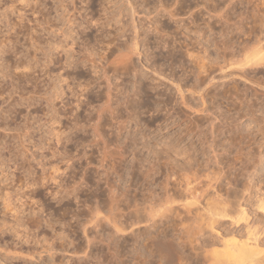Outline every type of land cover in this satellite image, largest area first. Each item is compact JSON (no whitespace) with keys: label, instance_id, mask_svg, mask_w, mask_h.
I'll return each mask as SVG.
<instances>
[{"label":"bare ground","instance_id":"obj_1","mask_svg":"<svg viewBox=\"0 0 264 264\" xmlns=\"http://www.w3.org/2000/svg\"><path fill=\"white\" fill-rule=\"evenodd\" d=\"M90 1L82 0L84 3L80 6L84 15L81 17L83 16L82 20L85 22L76 23L72 33L67 34L69 40L63 38L57 43L52 40L51 35V37L46 36L43 41L44 50L40 47L41 56L39 59L41 62L39 61L40 66L39 63L37 65L39 67L36 66L37 59H35L38 48H36L35 41L33 42L36 47L33 42L30 43L33 49L30 51L31 53H28L29 72L27 74L28 85H26L29 88V96H26V99L29 100V113L32 114L34 105L39 104L42 107L41 114L44 120L41 121L40 127H44L45 122L51 120L50 129L53 132V137H49L51 140L47 139L42 145L38 144L40 145V151H38L40 157L38 160L36 159L37 161L35 160V165H39L38 170L41 172L36 176L32 163L28 165L26 188L19 193L24 198L26 206L30 211L36 210L35 212L43 213V216L45 212L47 216H50L54 209L44 208L37 199L41 189H44L51 200L54 199L56 203L65 199L69 201L75 199L76 204H74L77 206L75 211H78L75 212L76 214L80 213V209L84 205L86 206L81 210L83 213L87 209L90 211L95 209L98 210V213H103L101 208L104 207L105 215H103L104 213L94 215L96 211L94 214L91 211L94 215H92L93 218L88 216V220H86L90 221L89 224L86 221L83 224L84 226L88 224V226L81 225L82 231L79 239L82 246L78 244L79 242L77 244L70 242L71 237H75L76 231L73 233L74 235L71 233L72 231L71 234H67V232L63 236V240L62 237L59 239L60 245L56 249L61 251H57L61 256V253L64 254V252L67 254H65V264H106L103 262L105 260L101 262L96 258V252H101L104 249H112L117 252V249L121 247L120 244L126 242V238L142 252L148 245L152 247L155 256V260L152 262L155 264H263L264 254L261 253L264 250V242L258 235L256 217H250V214L253 213L248 214L247 207L255 199L256 206L264 211V193L246 179L248 169L244 167V158L241 152L242 149H245L244 146L241 147L240 144L241 146L238 145V148L235 147L233 150L234 147L231 146L233 140L230 145L228 144L230 146L227 149L229 154L232 151H237L230 158V168L237 170L235 177L232 175L229 177L225 173H219L218 176L215 174L216 177H214V172L211 173L212 169L202 168L201 164L204 161L206 164L210 163V155H213L214 160L216 158L218 161L221 158L226 159L227 157L216 153L218 146H222V144L216 142L210 155L204 149L201 141L197 147L200 134L203 135L205 132H202V129L200 132L201 127H197L198 125L195 124L194 132L198 131V134H195L192 130L193 125L190 128L194 122L191 119L186 120L185 117L188 116V113H184L181 109L183 107L191 108L194 112H205L207 116L213 105L210 104L213 100L212 97L215 98V95L222 90L223 84L218 80L222 78L224 80L228 76L236 77L235 80H238L242 86H240L242 93L233 95L234 92L231 91L228 97L223 90V95L220 93L221 98L226 95L228 98H224L228 100V103L233 105L237 103L239 107L242 104L249 105L252 99L264 102V94L257 93L251 86L256 84L264 88V0H170V3L167 2L168 8L163 5L164 8L160 9L159 6L158 9L155 7L149 11L142 9L141 14L148 16L146 19L148 21L131 22L130 20L131 26H128L130 29L127 28L128 33L125 31L124 34L117 37V35L101 34L100 29H95L93 36L89 38L86 36V31L90 25H93L88 15L90 8L88 9L87 5ZM162 12L170 16L173 23L183 24L197 32L202 39L204 38L206 47L209 46L210 49L201 48L202 51H200L201 49L195 51L193 49L194 42L187 38L178 39L170 35L168 38L162 35L161 32L165 30L163 31L158 19L159 13L162 18ZM197 19L200 22H197ZM47 26L50 29L48 24ZM156 32L159 34L155 35ZM117 34L119 33L117 32ZM147 35H151L153 38V41L150 40L153 42L152 45L147 42L149 38ZM141 52H144L145 55L144 59L141 58V63L143 62L146 71L151 73V77H154L146 79L148 82L143 85L141 79H138L139 63L137 64L135 58L137 57L139 60ZM36 67L39 69L38 72L35 71ZM145 76L147 75L145 74ZM144 86L145 88H143ZM171 94L172 96H170ZM215 100H213L214 105L215 103L218 105L220 102L217 103L218 101ZM219 106L221 107V104ZM207 120H210L208 116ZM235 126L237 127V125ZM221 128L223 129V127ZM126 129H128L127 132ZM79 133L83 138L79 137ZM85 133L90 137H88L89 140L85 139L87 138V135L84 136ZM110 135H115L112 137L113 143ZM120 137L134 139V144L130 145L132 148L129 147L131 150H128L131 157L129 154L125 157L123 155L127 153L126 145L123 150H117L120 146L117 147L114 143L120 140L118 139ZM124 138L122 139L124 140ZM115 145L116 149H114ZM208 145L209 148L210 144ZM247 148H249L248 145ZM189 149L198 150L199 154L206 157L205 160L203 159L204 161H201L200 164L197 156V158H191L187 165L178 163L177 154ZM256 152L247 150L245 154L251 167H256L259 164L261 152L258 149ZM185 153L187 154V152ZM136 159H139L138 165L135 163ZM91 166H94L95 170ZM89 167L94 170L91 185L95 188L98 184L100 185L101 180L110 179L111 183V176L108 178L109 170L121 168L122 171L117 175L123 177L127 170L130 173L128 176H131L130 170L135 171V167H137V173L140 169L139 177H135L137 173L134 174V171L132 175L134 174L135 178H140L138 182L146 186H142L143 189H148V185L152 187L144 191L140 186L144 192L138 191L140 195L134 199L131 197L133 193L129 196V190H127L129 196L127 198H131L127 199L124 196L127 200H123H126V203L129 202L128 200L130 203L131 200L134 202L130 205L127 203V207L123 205L125 208H121L119 203L121 197L118 200L116 194L118 190H114V192L111 187L109 189L107 181L101 183L103 188L108 186L107 189H109L106 190V199L103 195V203L100 202V192L97 194V190L94 191L95 188L93 189L92 186V190L89 191L88 183L91 180L89 179L91 175L88 176ZM205 170L210 173L207 171L204 173ZM226 171L228 172V170ZM125 175L127 176V174ZM125 175L124 179H126ZM111 184L110 186L113 187ZM83 186H89L88 194ZM99 187L101 188V186ZM116 189H119V193L122 194L120 189L124 188ZM80 191L84 196L86 191V196L81 198L82 192L80 193ZM103 192L105 193V191ZM0 194V196L3 195ZM123 200L121 199V201ZM101 203L105 206L101 207ZM152 204L158 205L156 211L152 210L157 206L154 208L149 206ZM98 207L101 208L97 209ZM88 213L91 216V213ZM220 230H226L225 233L223 232L224 235ZM242 233L245 236L243 238H241ZM93 234L95 235L93 236ZM23 236L30 240L32 245L30 249L28 246L26 250L19 243L20 241L14 245L11 242L12 246L4 245L6 249H0V257L3 258L9 253L12 256L14 250L24 253V255L21 254L23 257L26 256L24 259L19 257V254V259L37 260L38 264L51 263L53 250H56L55 247H57L54 243H50V241L43 244L37 239L36 234L31 235L26 230H24ZM207 236L211 238L209 239ZM67 238L70 243H66ZM71 240L74 241V239ZM22 248L26 251L24 252ZM10 250L12 251L10 252ZM137 255L139 257V254ZM110 256L114 258L115 253L111 252ZM144 256L145 254H143ZM129 257L127 262L124 261L126 264H131L133 260V256ZM15 258L11 257L13 260ZM63 258L62 256L61 260H64ZM138 260L140 259L138 258ZM59 262L62 264V261ZM139 262H133V264H141ZM117 264H123V262L119 260ZM142 264L147 263L143 262Z\"/></svg>","mask_w":264,"mask_h":264},{"label":"rangeland","instance_id":"obj_2","mask_svg":"<svg viewBox=\"0 0 264 264\" xmlns=\"http://www.w3.org/2000/svg\"><path fill=\"white\" fill-rule=\"evenodd\" d=\"M83 1H86V0H83ZM144 1L145 0H136V1L127 0V2H126V0H91L90 1L91 3L89 2V4L87 6H88V9L90 8L88 10L89 11L88 15L90 16V20H91L93 25H90V27L86 31V36L90 38V37L93 36L95 29H98V30L100 29V33L101 34L104 33V35L107 34V35H110V36H114V35L116 36L117 35V37H118L119 35L124 34L125 31H126V33L129 32V30H127V28H129L131 26L130 25L131 22H138V21L139 22H147L148 21V20H146L148 16H145L144 14H141L142 13V9H147L149 11V10H152L153 8H155V7L157 8L158 6H159L158 7L159 9L160 8H164V7L168 8V6H169L168 3H170V0H158V2H156V0H151V1L150 0H146L145 2ZM27 2H28V4H27ZM122 2H124V3H122ZM83 3L84 2H82V0L81 1L80 0H31V1L30 0H0V193L3 194L2 196H0V242H1L0 243V249L1 250L6 249V247L4 245H8V244L10 245L11 242H13L12 245H14V243L15 244L18 243L17 241H20L19 243H21L22 246L25 249L28 246H29L28 248L30 249L31 248L30 246H32V245L30 244V240L23 236L24 230H26V232L30 233L31 235L36 234L37 235V239H39L41 242H43V244H47V243H49L51 241L50 243H54V245L57 246V247H55V249L59 247V245H60V240L59 239L61 237H62V240H63V236L67 232H68L67 234H71V233L73 234L76 231L74 233L75 237H71V239H74V241L70 239V242L72 241L71 244L73 242H74V244H77L79 242L78 244L82 246V244L80 243L81 240L79 239V236L81 235V231H82L81 230L82 226L83 227L88 226V224L90 222V221L89 222L87 221L88 220V216L93 218V216L97 215V213H98L97 212L98 210H95V209L92 210L91 209L93 214L96 211L95 212L96 214L93 215L91 213V211L88 210L87 208H86L87 211L84 209L86 212H84V213L81 212V210H83L84 206H86V205H84V206H82L83 208L81 207L80 213L76 214L75 212H78V211H75L76 210L75 207H77L75 205L76 204L75 199L74 200L72 199V201H69L68 199H65V200L61 201L62 203L61 202L60 203H56L54 199L51 200V197H49L46 194L44 189H41V191H40L41 193H40V195L37 198L38 199V203H40V204L42 203L44 208H46V207L48 208L49 207L51 209H54V211L52 212V214L50 216H47L45 214V212H44V216H43V213L41 214L39 212H35L36 210H31L30 211V209H28V207L25 204L24 198H22L21 195L19 194L21 191H23L26 188V179H27V174H28V165L32 163L33 168L35 169L34 171H35L36 176H37L38 173L41 172V170H38L39 165L38 164L35 165V162L38 160V157H40L38 155L39 154L38 151H40V145H42L47 139L51 140L50 138L53 137V132H51V129H50V127L52 125L51 124L52 123L51 120L48 121V122H45L44 127H40V125L42 124L41 121H44L43 118H42V114H41L42 107H40L39 104H35L34 107H33L34 110L32 109L33 113L32 114L29 113V110H30L29 107H28L29 100L26 99V96H29V92H28L29 88L26 85H28L27 74L29 72L28 71L29 68H28V64H27L28 63L27 59L29 58L28 57V53L33 49V46H31V44H32L33 41H35V45L37 47L34 45V42H33V45H34V47L38 48L37 51H36L37 54L35 53L36 54L35 55V57H36L35 59H37L36 60V66L38 65V63H39V66H40V62H41L40 59H39L40 56H41L40 55V50H41V48L44 50V48H43V45H44L43 43L44 42L43 41L45 40L46 36H48V35L50 36L51 35L52 37L51 36L50 37L52 38V40L57 42V43H58V40H62L63 38L69 40L68 35H69V33H72L71 31H73L72 29H74V26L76 25V23L77 22H85L84 20H82L83 16L81 17V15H84L83 10H81L82 7L80 6ZM128 3H130V4H128ZM29 4L31 5L32 9H31ZM163 5H164V7H163ZM79 6H80V8H79ZM34 7H35L36 10L34 9ZM132 7H133V9H132ZM75 8H77V9H75ZM130 9L132 10L131 12H130ZM137 11L139 12V14H137L138 13ZM159 14L158 15L160 16V18L158 16V19L161 22V27L163 28V31L165 30L164 32H161L162 35H164L165 37H168L169 35L170 36H175L178 39L187 38V39H189V40L194 42L193 49L195 51L199 50L201 48L202 49L203 48L210 49L209 46L206 47V45L204 44L205 43V41L203 40L204 38L202 39V37L199 36L197 32H194L193 29L191 30L187 26H185V25L183 26V24H179L178 25V24L173 23L172 19L169 18L170 16H167V14H165V13L162 14V18H161V13H159ZM137 15H139V16H137ZM130 20H131V22H130ZM48 22H50V23H48ZM54 22H55V24H53ZM197 22H200V20H198ZM47 24L50 26V29L47 28L48 27ZM51 24H52V26H51ZM124 27H125V29H124ZM57 30H58V32H56ZM60 31L63 32V33H61ZM47 32H48V34H47ZM117 32L119 34H117ZM154 34L158 35L159 33L156 32ZM147 36H146V38L149 37L147 42H149V44L152 45L153 42H151V41H153L152 40L153 38L151 37V35L148 36V37ZM199 38H200V40H199ZM195 41H196V43H195ZM29 48H30V50H29ZM202 49L200 51H202ZM140 50H143V49L140 48ZM143 53L142 52L140 53L139 60H138L137 57H135L136 60H137V64L138 63L140 64V65L138 64L139 68H137V69H138V79H141L142 85L145 82H148V81H146V79L154 78L153 76L151 77V73L150 72L146 71L145 65L142 64L143 62L141 63V60L144 59V56H145ZM148 57H150V56H148ZM39 66H37V67H39ZM37 67L35 69L36 72H38V70H39ZM145 74L147 76H145ZM21 75H22V78H21ZM235 79H236L235 76H233V77L232 76H228L227 78H224V80H223V78L218 80V81L222 82V84H223L222 85L223 88L221 87L222 90H220L221 91L220 93L222 94V92L224 90V92L227 93V94L225 93L227 96L229 95V93L231 91L234 92L233 95L235 93L241 94L242 93V91H241L242 88H240L241 84H240V82L238 80L236 81ZM26 80H27V82H26ZM251 86L253 87V89H255L257 91V93L264 94V88L263 87H260V86H258L256 84H252ZM143 88H145V86ZM25 89H26V91H25ZM227 91H229V92H227ZM220 93L215 95V98H217L216 100H215L214 97H212V99L215 100L216 102L218 101L217 103L220 102L218 105L215 103V105H217L218 108H220L221 110L218 109L217 106L214 105V103H213L214 101L212 100L211 101L212 103H210L211 105L213 104L211 106L212 107L211 108V112L207 113L208 114L207 116L210 119L209 121L207 120V116H206L205 112H203V113H202V111L194 112L191 108L190 109H186V107L185 108L183 107V109H181V110L184 113L185 112L188 113V116L192 117V118H190V117L188 118V116H187V117H185V119L186 120L187 119L188 120L191 119V121L194 122V123L191 124V122L189 121V123L191 124L190 128L193 125L192 126L193 132H194L195 126H196L195 124L198 125L197 127H201L200 130H199V128H196V130L198 129L201 132V129H202V132H205V133H203V135L200 134L201 137H200V140L198 139L199 142H197L196 146L198 147L199 146L198 144H200V141H201L203 146H204V149L206 151H208L207 153L210 155L214 144L216 142L217 143H221L222 146H220V145L218 146V150L216 151V153H218L219 155H222V157H227V158L226 159L225 158H221L218 161L217 158L214 160V158L212 157L213 155H210V158H211L210 163L208 162V164H206L205 161H204L206 157L204 155L199 154L197 152L198 150L196 151V150H193V149L192 150L189 149L187 151H184L183 153L177 154V156H176L177 157V161H178V163L180 162V164H184V165L186 164L187 165V163L189 161H191L190 160L191 158H194V157L197 158V156H198L197 159H198V162L200 164L204 161L201 164L202 168H206V169L208 168V170L212 169L211 173L214 172L213 173L214 175L217 174V176H218L219 173L220 174H224L225 173L229 177H232V176L235 177V174L237 173V170H235L236 168H230L231 167L230 166V163H231L230 162V160H231L230 158L233 157L234 156V152H237V151H232V153L229 154V151L227 150L230 147L229 145H230L231 141L233 140V142H232L233 144H231V146L234 147L233 150H235V147L238 148V145H240V144L242 145V146L240 145L241 147L244 146V148H245V149H242L241 152H242V156L244 158V162H243L244 167H246L248 169L247 170L248 172H247L246 179L250 183H252L254 186H256V188L258 187V189H260V191L264 193V104H262L264 102L262 100L260 101V100H253L252 99L250 101V103H249L250 107H249L248 104L247 105L246 104H242L243 106L240 105V107H239V104L237 105V103H236V105H233L232 103L230 104V102L228 103V100L226 98H224V97H227L226 95H224L221 98ZM219 95H220V97H219ZM170 96H172V94ZM189 100H191V99H189ZM192 101H191V103H193ZM220 104H221V107L219 106ZM260 105H262V106H260ZM252 106H253V108H252ZM229 107H231L232 109L229 108ZM227 108H228V110H227ZM212 109H213V111H212ZM244 109H246V110H244ZM224 110H226V111H224ZM243 110H244V112H242ZM215 111H216V113H215ZM223 111H224V113H223ZM211 113H213V114H211ZM2 115H3V117H2ZM238 117H239V119H237ZM147 118H150V117H147ZM194 119H195V121H194ZM201 120H202V122H201ZM39 122H41V123H39ZM210 122H211V124H210ZM212 122H214V123H212ZM218 122H220V123H218ZM48 123H50V124H48ZM152 123H154V122L152 121ZM224 123H225V125H224ZM235 125H237V127ZM211 127H212V129H214V131H212ZM221 127H223V129ZM40 129H42V130H40ZM127 130L128 129H126L125 131L127 132ZM234 130L237 131V132H235ZM42 131H44V132H42ZM194 133L198 134V131L194 132ZM212 133H214V134H212ZM237 133H239V134H237ZM240 134H241V137H240ZM46 135H47V137H46ZM86 135H87V138H85ZM80 136L82 137V134L79 133V137ZM84 136H85L84 137L85 139L89 140L88 139V137H89L88 134L85 133ZM114 136L115 135H110L111 141L113 140L112 137H114ZM122 138H124V137L118 138L120 140H117V141H115L116 139L114 138V141L116 142L114 144H116L117 147L119 145L120 148H117L116 145H115V148L113 146H112V148H114V149L117 148V150L118 149H122L123 150L124 149L123 148L124 145H126L125 148L126 149L128 148V149L126 150L127 153L123 154L124 157H125V156H127V154H129L128 150L129 149L131 150L132 147L130 145L134 144V139L132 137H127V138H124V140H123ZM214 138H215V140H214ZM43 139H45V140H43ZM42 140H43V142H42ZM204 141H205V143H203ZM206 141H207V143H206ZM220 141H222L223 143L220 142ZM30 142L31 143L34 142V143L33 144H29ZM112 143H113V141H112ZM244 143H245V145H244ZM38 144H40V145H38ZM208 144H210V147H209L210 149L208 148V146H209ZM247 145H248L249 148H247ZM32 146L33 147L35 146V147L33 148ZM129 147H131V148H129ZM257 149L260 150V152H261L260 161H259V164L256 167H251V164L247 160L245 154H246L247 150H248V152H249V150H251L252 152L257 153L256 152ZM31 151H33L34 153L31 152ZM119 151H117V152H119ZM185 152H187V154ZM30 153H31V155H30ZM130 155L131 154H129V157H131ZM30 156H32V157H30ZM31 159H32V161H31ZM138 160L139 159L135 160V163L137 165L139 163ZM222 161H223V163H222ZM217 165H219V166H217ZM228 166H229V168H228ZM91 168L94 169V166H91ZM136 168L137 167L134 168L135 171L133 169H131L130 172L133 173V171H134L135 172L134 174H136L137 173V169ZM231 169H233V170H231ZM88 170H89L88 176L91 175L90 176L91 178L88 177L89 179H91L90 182L88 183V185H90V190L88 188L89 186H87V187L83 186V188H85L84 190H86V191H87V189L89 191H91L92 187H93L91 185V183L93 181L92 180V176H93L92 172L95 169L91 170L90 167H89ZM139 170L140 169H138V173H139ZM208 170H205L204 173H206V171L208 173H210V171H208ZM226 170H228V172ZM112 171H116L117 173L116 172H112ZM121 171H122L121 168H117V169L114 168V170L113 169L109 170L108 178L111 176L110 178H112L111 179V183L112 184L110 183V179L109 180L107 179V181L109 182V185H108L109 189L112 188L111 190H113V191L114 190L115 191L118 190L116 192V194L118 195L117 196L118 200H119V197H121L120 201H119L120 206H121V208H125L128 205L133 204V202H134V200H133V202L131 200V203H130V200H128L129 202H127V203H129V204L126 205L127 204L126 203L127 199H130L131 197H133L132 199H134V197L137 198V196L139 197L140 192H144V191L148 190L152 186L148 185L147 186L148 189L144 190L143 188L146 187V186L142 185L140 182H138V180L140 179V178L138 179V177H139L138 173L135 175V177L138 176L137 178H135L134 174L132 175V173H131V176L135 179L134 180L131 176H128V174H130V173H128L129 172L128 170H127L126 173L124 172L123 177H119V175H117V174L119 172H121ZM125 174H127V176ZM124 175L126 176V179H124ZM130 177H131V179H129ZM214 177H216V175ZM107 181L101 180L100 182L104 183V182H107ZM101 183H100V185L98 184V186L96 188L93 187V189L95 188L94 191L97 190V192H96L97 194H98V192H100V194H99L100 202L104 203V198L106 199V192L109 189H107L108 186L106 188H103V186H102L103 184L101 185ZM138 183L141 184V185H139ZM106 184H108V183H106ZM106 184H105V186H106ZM110 184L113 185V187L110 186ZM99 186H101V188ZM115 186H117L116 188H118V187L124 188L123 190H125L124 193H126V194H127V190H129L128 191V193L130 194L129 196L132 195L131 193H133V195L130 198H127V197H129L128 194L124 195L122 189H120L122 194L119 193L120 192L119 189H116ZM140 186L141 187L144 186V187H142V190H144V191L141 190ZM84 190H82V191L84 192ZM82 191H80V193ZM86 191H85V196H86ZM103 191H105V193ZM113 191H111V192H113ZM138 191H140V192H138ZM83 192L81 193L82 195L80 194L81 198L85 197L83 195ZM5 193L7 194L6 196H5ZM118 193L120 194V196H119ZM87 194H88V191H87ZM103 195H105L104 198H103ZM121 199L122 200L126 199V200H123L125 203L123 201H121ZM254 201H255V199H253L251 201L250 205L247 207V212H248V214L249 213H253V214H250V217H252V216L254 218L256 217L255 219L257 220L256 224L258 225V226H256V227H258V233H259L258 235H259L260 240L264 242V230H263V228H264V211L259 209L256 206ZM121 202H123L124 204L122 203V205H121ZM103 205L104 204H102V206L101 205L100 206L103 207ZM123 205H125V207ZM149 206L152 207V208L157 206L156 209H153L152 211H154V210L156 211L157 208H158V205H156V204H152V205H149ZM100 208L98 207L97 209H100ZM61 209H64V210L61 211ZM103 209H104V207H103ZM103 209L101 208V210H102V212L104 214L101 213V212L98 213V214L105 215L106 210L104 209L105 210L104 211ZM148 210H150V209H148ZM63 212L64 213L66 212V214H64ZM88 212L91 213V216H90V214ZM45 215H46V217H45ZM85 215H86V217H85ZM73 216H75V217H73ZM90 220L92 221V219H90ZM85 221L88 223V224H86V226L83 225V224H85ZM81 222H82V224H81ZM259 222H261V223H259ZM261 226H263V227H261ZM76 227H77V229H76ZM220 231H221L222 235H224V233L226 232V230L225 231L220 230ZM53 232H55V233H53ZM94 235L95 234H93V236ZM98 237H99V234H98ZM207 237L209 239L211 238L209 236H207ZM228 237H229V235H228ZM243 237H245L244 234L241 236V238H243ZM43 239H44V241H43ZM127 239L128 238H126V242H123V243L120 244L121 247L119 245L120 248L117 249L118 250L117 252H114L112 249H109V250L104 249L106 251L103 250L101 252H96L97 253L96 254V258L99 261L101 260V262H102V260H105L106 262L105 261H103V262L106 263V264H111V263H116L117 264L119 262V260H121L123 262V264H126L125 262H127V260L130 258L129 256H133L132 259L134 261L132 260L131 264H133V262L138 263V261H140L139 263H141V264L143 262L147 263V264L148 263L149 264H155V262H152L153 260H155V256H154L152 247H150L148 245L145 248L146 250H144L142 252L141 250H139L140 248L136 249L137 247L135 245H133L131 242H129V239L128 240ZM209 239L207 241H209ZM70 242H69V239L67 238L66 243H70ZM3 243H5V244H3ZM71 244H68V245H71ZM12 245H10V246H12ZM217 246L220 247L219 245H217ZM1 247H3V248H1ZM24 248H22L23 251H24ZM151 250H152V252H151ZM11 251L12 250H10V252ZM57 251H59V249L53 250V255H52L53 259L51 260V263H49V264H53V263L54 264H58L59 261H62L61 263L65 264V262H66V259H65L66 257L65 256L67 254L65 252H64V254L61 253L62 256L64 257L63 258L64 260H61L62 256L59 253L61 251L58 252L59 255H57L58 254ZM111 252L115 253V257H116V255H118V254L119 255L116 258L115 257L112 258V256H110ZM8 253H9V251H8ZM12 253L14 254V256L16 255L17 257L15 256L16 257L15 258L13 256V254L11 256L10 253H9L8 254L9 257H8V255L4 256L3 258L0 257L1 258L0 260H2V261H0V264H4V263L5 264H38V263H36L37 260H35V261L33 259L24 260L25 257H26V256L25 257L22 256V255H24V253L22 254V253H20L18 251L15 252L14 250H13ZM93 253H94V250H93ZM42 254H44V253H42ZM137 254H139V257H138ZM143 254H145L144 257H143ZM261 254H264V250L262 251ZM18 255H19V257L21 256L24 259L20 258V259H22V260H20ZM127 255H129V256H127ZM10 256L13 259L15 258V260L11 259ZM145 257H147L146 258V262H145ZM138 258L140 260H138ZM142 258H143V261H142ZM3 259H5L4 260L5 262L3 261ZM53 260H55V261H53ZM32 261H34V262H32ZM59 264H60V262H59ZM127 264H129V263H127Z\"/></svg>","mask_w":264,"mask_h":264}]
</instances>
